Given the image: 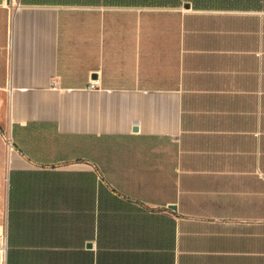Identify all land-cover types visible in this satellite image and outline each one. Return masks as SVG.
<instances>
[{
    "label": "crops",
    "instance_id": "obj_1",
    "mask_svg": "<svg viewBox=\"0 0 264 264\" xmlns=\"http://www.w3.org/2000/svg\"><path fill=\"white\" fill-rule=\"evenodd\" d=\"M0 264H264V0H0Z\"/></svg>",
    "mask_w": 264,
    "mask_h": 264
},
{
    "label": "trees",
    "instance_id": "obj_2",
    "mask_svg": "<svg viewBox=\"0 0 264 264\" xmlns=\"http://www.w3.org/2000/svg\"><path fill=\"white\" fill-rule=\"evenodd\" d=\"M144 4H157V5H167L172 4L176 5L180 0H143ZM196 5L206 4V3H218V2H234L237 0H191Z\"/></svg>",
    "mask_w": 264,
    "mask_h": 264
},
{
    "label": "built area",
    "instance_id": "obj_3",
    "mask_svg": "<svg viewBox=\"0 0 264 264\" xmlns=\"http://www.w3.org/2000/svg\"><path fill=\"white\" fill-rule=\"evenodd\" d=\"M91 87H93V85ZM3 138L8 149L11 150L13 148V140L11 134L6 132L3 134Z\"/></svg>",
    "mask_w": 264,
    "mask_h": 264
}]
</instances>
